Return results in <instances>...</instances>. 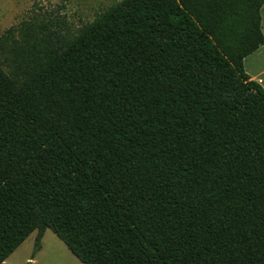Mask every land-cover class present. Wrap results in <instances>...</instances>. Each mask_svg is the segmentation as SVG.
<instances>
[{"label":"trees","instance_id":"1","mask_svg":"<svg viewBox=\"0 0 264 264\" xmlns=\"http://www.w3.org/2000/svg\"><path fill=\"white\" fill-rule=\"evenodd\" d=\"M263 5L120 0L76 32L5 29L0 264L47 228L82 264H264V87L244 69Z\"/></svg>","mask_w":264,"mask_h":264},{"label":"rangeland","instance_id":"2","mask_svg":"<svg viewBox=\"0 0 264 264\" xmlns=\"http://www.w3.org/2000/svg\"><path fill=\"white\" fill-rule=\"evenodd\" d=\"M120 0H29L20 6V13L16 14L9 26L30 17L33 14L48 17L56 21L62 28L70 31H78L82 26L89 24L94 19ZM7 2V3H6ZM2 3H0V6ZM9 8L8 0H5V10ZM8 27V26H7ZM261 28L264 35V5L261 9ZM260 66L264 68V43ZM245 64V62H244ZM245 71L247 69L244 65ZM264 72V70H261ZM248 73V72H247ZM264 87V76L263 83ZM36 232L34 231L22 242L9 256L8 264H25L27 258L35 256L34 264H82L80 260L70 252L62 240L50 229H47L41 240V249L33 253V244ZM32 262V259L28 260ZM5 262V261H4Z\"/></svg>","mask_w":264,"mask_h":264},{"label":"crops","instance_id":"3","mask_svg":"<svg viewBox=\"0 0 264 264\" xmlns=\"http://www.w3.org/2000/svg\"><path fill=\"white\" fill-rule=\"evenodd\" d=\"M29 0H8L9 3V8L7 10H5V0H0V3H2V5L0 6V34L7 28H9V23L10 20L16 15L20 13V6L24 3H28ZM7 3V2H6ZM15 25V24H13ZM8 26V27H7ZM12 26V25H11ZM262 46V45H261ZM261 46L255 50L254 52H252L251 54H249L247 57H245L244 62H245V67L247 69V74L250 76L251 79L259 82L260 84L263 83V76H264V72L261 70H264V68H262L263 66H260V58H261V54H263V51H261ZM245 69V68H244ZM49 229V228H47ZM46 229V230H47ZM45 230V232H46ZM51 230V229H50ZM34 232V231H33ZM32 232V233H33ZM36 232V231H35ZM44 232V234H45ZM53 232V231H52ZM31 233V234H32ZM30 234V235H31ZM43 234V235H44ZM55 234V233H54ZM29 235V236H30ZM56 235V234H55ZM28 236V237H29ZM57 236V235H56ZM27 237V238H28ZM44 237V236H43ZM26 238V239H27ZM25 239V240H26ZM42 240V239H41ZM24 242V241H23ZM42 247V246H41ZM41 249V248H40ZM14 252V251H13ZM12 252V253H13ZM11 253V254H12ZM10 254V255H11ZM9 255V256H10ZM9 256L5 259V263L8 260ZM35 256H33L32 258V264H34L35 261ZM30 258H27L25 263L29 260ZM31 260V259H30ZM8 264V263H6Z\"/></svg>","mask_w":264,"mask_h":264}]
</instances>
